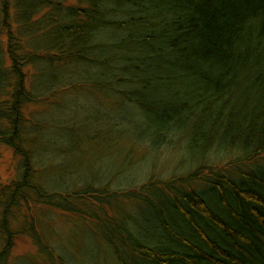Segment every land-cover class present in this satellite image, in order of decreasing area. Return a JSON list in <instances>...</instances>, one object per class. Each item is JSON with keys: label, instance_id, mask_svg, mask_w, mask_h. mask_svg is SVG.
<instances>
[{"label": "trees", "instance_id": "trees-1", "mask_svg": "<svg viewBox=\"0 0 264 264\" xmlns=\"http://www.w3.org/2000/svg\"><path fill=\"white\" fill-rule=\"evenodd\" d=\"M13 1L16 15L12 0L0 7V147L21 156L23 171L0 190V264H10L19 236L11 225L35 197L87 210L120 264H264V0ZM34 61L49 79L50 70L74 64L101 86L94 93L131 102L151 121L142 139L155 147L184 139L195 170L124 195L137 206L133 215L105 186L101 214L89 190L44 193L34 155L46 124L25 114L37 97L25 79ZM233 155L255 167L213 171L221 156ZM24 221L22 233L45 252L36 220Z\"/></svg>", "mask_w": 264, "mask_h": 264}, {"label": "rangeland", "instance_id": "rangeland-1", "mask_svg": "<svg viewBox=\"0 0 264 264\" xmlns=\"http://www.w3.org/2000/svg\"><path fill=\"white\" fill-rule=\"evenodd\" d=\"M15 3L12 0L11 15H16L18 10ZM85 3L65 0L67 6ZM1 6L3 0H0ZM117 38L119 35L113 40ZM26 43L37 45L31 38ZM63 64L57 71L50 70L49 74L56 72L53 79L43 75L47 71L44 63L34 61L25 67L26 86L35 94L33 97L37 96L25 106V114L34 122L40 120L46 124L41 140L43 147L34 155V179L44 193L60 198L66 193L89 190V202L99 213L97 206H103L98 201L108 195L104 193L105 186L111 196L116 195L114 200L124 209L122 213L133 215L137 206L125 203L124 195L141 193L150 180L161 187L159 182L185 179L195 170L191 159L196 156L184 148V139L171 142L165 139L157 147L151 145L149 139L141 136L151 121L139 108L106 91L94 93L99 92L100 85L88 80L74 64L67 67ZM94 79H99L97 74ZM0 151L1 190V186L19 180L23 170L21 156L13 149L3 146ZM250 163L243 164L234 155L221 156L213 171H238L241 175L252 171L255 164ZM35 198L37 203L31 200L29 207L23 205L17 214L18 220L11 225V230L19 232V236L9 255L10 264H60L58 256L65 259V264H120L103 237L100 222L92 219L87 210L70 212L48 204L47 198ZM26 215L36 220L34 227L49 255L46 251L40 252L31 235L22 233Z\"/></svg>", "mask_w": 264, "mask_h": 264}]
</instances>
